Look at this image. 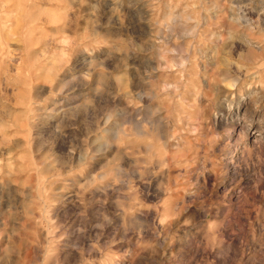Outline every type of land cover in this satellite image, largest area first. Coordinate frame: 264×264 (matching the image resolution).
I'll return each instance as SVG.
<instances>
[{"label": "rangeland", "instance_id": "1", "mask_svg": "<svg viewBox=\"0 0 264 264\" xmlns=\"http://www.w3.org/2000/svg\"><path fill=\"white\" fill-rule=\"evenodd\" d=\"M0 264H264V0H0Z\"/></svg>", "mask_w": 264, "mask_h": 264}, {"label": "bare ground", "instance_id": "2", "mask_svg": "<svg viewBox=\"0 0 264 264\" xmlns=\"http://www.w3.org/2000/svg\"><path fill=\"white\" fill-rule=\"evenodd\" d=\"M251 56H252V54H251V53L249 52V50H248L246 57H247V58H250ZM235 81H237V79H236Z\"/></svg>", "mask_w": 264, "mask_h": 264}]
</instances>
